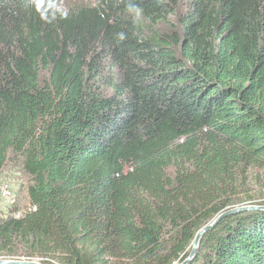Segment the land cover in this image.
<instances>
[{"label": "trees", "instance_id": "obj_1", "mask_svg": "<svg viewBox=\"0 0 264 264\" xmlns=\"http://www.w3.org/2000/svg\"><path fill=\"white\" fill-rule=\"evenodd\" d=\"M89 2L0 0V174L30 180L0 257L182 264L264 170V0ZM187 264H264V210Z\"/></svg>", "mask_w": 264, "mask_h": 264}, {"label": "rangeland", "instance_id": "obj_2", "mask_svg": "<svg viewBox=\"0 0 264 264\" xmlns=\"http://www.w3.org/2000/svg\"><path fill=\"white\" fill-rule=\"evenodd\" d=\"M62 9L76 7V5L89 4V0H55ZM20 162L17 158L10 155L6 167L0 174V221L10 217L19 218L30 208L27 195V188L30 180L21 172ZM10 190V197H2L4 191ZM243 202L239 207H249L245 203L247 200L256 199L258 202L264 200V170L250 169L248 176L244 181L243 192L240 196ZM262 199V200H261ZM246 205V206H245ZM0 262L5 260L1 259ZM14 262H29L42 264L41 259L28 261L26 257H15Z\"/></svg>", "mask_w": 264, "mask_h": 264}, {"label": "water", "instance_id": "obj_3", "mask_svg": "<svg viewBox=\"0 0 264 264\" xmlns=\"http://www.w3.org/2000/svg\"><path fill=\"white\" fill-rule=\"evenodd\" d=\"M249 210H264V206L263 207H258V206L242 207V208H237V209L231 210L229 212L223 213L216 220H214V222H212L209 226L205 227L204 229H202L201 231L198 232V234H197V236L193 242L190 255L187 258V260L182 264H187L190 260H192V258L195 256V254L198 250L200 241H201L202 237L204 236V234H206L208 231L213 229L223 218H225L229 215L238 213V212L249 211ZM0 264H5V262H0ZM28 264H36V263H28Z\"/></svg>", "mask_w": 264, "mask_h": 264}, {"label": "clouds", "instance_id": "obj_4", "mask_svg": "<svg viewBox=\"0 0 264 264\" xmlns=\"http://www.w3.org/2000/svg\"><path fill=\"white\" fill-rule=\"evenodd\" d=\"M129 7H134V8H135L136 15H137L138 17L141 16L142 12H141L140 9H138V8L136 7V5H134L133 3L130 2V3H129ZM134 22H136V21H134ZM118 37H119V39L123 40V39L125 38V34H124V33H119V34H118Z\"/></svg>", "mask_w": 264, "mask_h": 264}, {"label": "built area", "instance_id": "obj_5", "mask_svg": "<svg viewBox=\"0 0 264 264\" xmlns=\"http://www.w3.org/2000/svg\"><path fill=\"white\" fill-rule=\"evenodd\" d=\"M10 196H11V192H10V190H6V191H4L3 194H2V197H3V198H5V197H10Z\"/></svg>", "mask_w": 264, "mask_h": 264}]
</instances>
